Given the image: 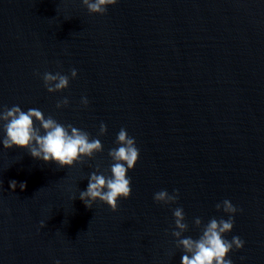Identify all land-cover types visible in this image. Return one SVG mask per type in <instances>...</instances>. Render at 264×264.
Segmentation results:
<instances>
[{
	"label": "water",
	"instance_id": "water-1",
	"mask_svg": "<svg viewBox=\"0 0 264 264\" xmlns=\"http://www.w3.org/2000/svg\"><path fill=\"white\" fill-rule=\"evenodd\" d=\"M106 7L0 0V110L37 108L103 145L60 168L0 143V264H180L172 210L183 208L182 237L197 239L209 219L228 218L215 207L224 199L238 209L224 238L245 242L225 258L264 264V0ZM72 68L67 88L46 90L44 72ZM63 97L68 105L57 108ZM101 122L107 131L98 135ZM121 128L139 149L127 172L131 194L116 211L98 199L87 208L79 192L90 173L111 175L108 150ZM173 189L175 203L153 200Z\"/></svg>",
	"mask_w": 264,
	"mask_h": 264
},
{
	"label": "clouds",
	"instance_id": "clouds-1",
	"mask_svg": "<svg viewBox=\"0 0 264 264\" xmlns=\"http://www.w3.org/2000/svg\"><path fill=\"white\" fill-rule=\"evenodd\" d=\"M89 13L104 14L108 5H114L117 0H81ZM39 75V73H34ZM77 76V70L72 68L68 75L44 72L42 80L44 87L49 93L61 91L68 87L69 79ZM69 100L63 97L56 104L57 108L67 106ZM81 105L87 106V97L82 96ZM0 128L4 136L0 139L4 149L26 148L34 158L45 163L55 162L60 168L72 166L75 162H81L82 158H92L95 153L103 150V145L98 138H91L90 134L72 124H61L51 115L45 118L43 112L37 108H29L22 111L17 105L11 108L4 107L0 110ZM34 122H38V125ZM107 126L103 122L99 125L98 135H103ZM43 132V134H41ZM116 148L108 150V156L113 163L110 165V176L92 172L88 175L87 188L79 192V199L85 207L92 208L97 199L106 203L112 211H116L118 198L127 199L131 194V178L127 172L135 166L139 158V149L136 147L135 138L128 135L125 128H121L116 134ZM98 167V166H97ZM17 182L9 181V188L15 189ZM19 187L23 190L26 182H20ZM179 190L173 189L172 194L167 190H160L153 194V200L165 205L175 203L179 198ZM217 210L228 213V218H211L201 227L200 217L193 219V224L201 227V234L197 239L182 237L187 231L188 224L185 222V214L182 207L172 210L175 227L171 235L176 238L175 245L182 248L183 255L180 264H233L227 254L235 249H240L244 241L239 236H233L231 240L225 239L224 234L230 232L234 225L231 214L238 211L228 199L215 205ZM40 226H45V221H40ZM243 259V257H241ZM55 264H60L57 260Z\"/></svg>",
	"mask_w": 264,
	"mask_h": 264
}]
</instances>
